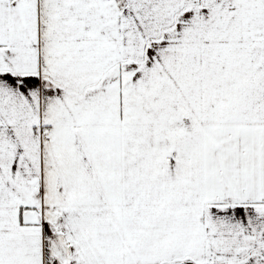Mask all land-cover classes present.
I'll list each match as a JSON object with an SVG mask.
<instances>
[{
	"label": "snow or ice",
	"instance_id": "snow-or-ice-1",
	"mask_svg": "<svg viewBox=\"0 0 264 264\" xmlns=\"http://www.w3.org/2000/svg\"><path fill=\"white\" fill-rule=\"evenodd\" d=\"M0 264H264V0H0Z\"/></svg>",
	"mask_w": 264,
	"mask_h": 264
}]
</instances>
